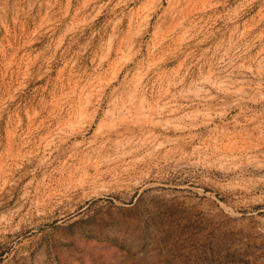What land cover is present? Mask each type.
Instances as JSON below:
<instances>
[{
	"label": "rangeland",
	"instance_id": "374dc122",
	"mask_svg": "<svg viewBox=\"0 0 264 264\" xmlns=\"http://www.w3.org/2000/svg\"><path fill=\"white\" fill-rule=\"evenodd\" d=\"M0 264H264V0H0Z\"/></svg>",
	"mask_w": 264,
	"mask_h": 264
}]
</instances>
